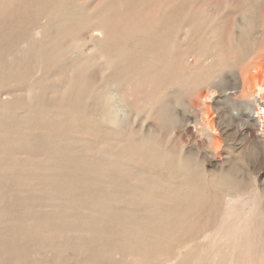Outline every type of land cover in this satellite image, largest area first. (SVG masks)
<instances>
[{
  "label": "rangeland",
  "instance_id": "obj_1",
  "mask_svg": "<svg viewBox=\"0 0 264 264\" xmlns=\"http://www.w3.org/2000/svg\"><path fill=\"white\" fill-rule=\"evenodd\" d=\"M68 3L72 6L69 11L55 15L53 10L48 13L50 0H0L3 96L11 93L23 98L33 87L52 98L63 88L61 78L65 71L103 51L110 56L122 55L126 61L137 50L159 51L166 45L171 52L187 50L191 55L201 44V33L208 35L214 30L226 39V44L230 40L227 51L237 54L239 68L240 64L246 65L264 54V0H68ZM201 18L207 21L202 31ZM103 21L111 22L114 32L100 41L93 34L98 33L97 23ZM38 26L44 31V61L47 59L48 64L54 46L74 40L72 48L54 60L52 67L50 64L49 68H43L42 76L36 73L30 76L31 66L28 72L22 68L18 73L6 71L5 55ZM236 70V64L226 67L222 76L232 80ZM86 75L87 81L94 82L99 90L120 77L113 76V68L102 71L95 66ZM166 98L172 100L180 115H193L192 107H185L183 102L192 99V93L168 89ZM35 102L28 104L27 110L18 108L12 117L0 114L3 167L0 264H229L240 259L238 248L227 253L215 251L201 258V241L206 242L214 229L213 223L204 226L203 231L200 225L184 234L180 239H184L187 247L175 249L180 240L177 243L168 238L162 231L164 225L154 220L162 212L168 213L170 202L161 196L165 189L178 187L180 179L162 175L156 179L157 189L129 198L125 193L129 188L124 184L130 180L119 176V171L134 173L145 168L123 157L125 134L97 118L91 125L77 119L71 122L73 128L66 127L64 116L53 117V111L34 114ZM213 102L229 113L235 112L231 102L218 93L206 103ZM88 110L92 112L93 108ZM247 113L256 117L253 111ZM211 117L216 119L215 113ZM150 122L151 118L145 120V125ZM175 132L185 137L189 149L194 139H187L182 128ZM161 136L169 140L170 130L163 128ZM225 150L223 147L221 152ZM189 151L196 154L193 149ZM55 154L58 158H48ZM12 163L15 167H11ZM46 164L52 168L46 170ZM225 200L216 199L214 209L218 216L228 207ZM152 225L162 230L148 234L149 244L127 243L137 228ZM220 253L225 254L221 260Z\"/></svg>",
  "mask_w": 264,
  "mask_h": 264
},
{
  "label": "bare ground",
  "instance_id": "obj_2",
  "mask_svg": "<svg viewBox=\"0 0 264 264\" xmlns=\"http://www.w3.org/2000/svg\"><path fill=\"white\" fill-rule=\"evenodd\" d=\"M50 1L48 13L53 10L55 15H60L72 8L68 0ZM206 22L201 18V31ZM35 29L5 55L6 71L18 73L31 66L30 76L34 73L42 76L43 68H49L50 64L52 67L53 61L73 46L74 40L51 48L48 64L47 59L44 61L43 28ZM95 29L98 33L93 34L94 39L100 41L114 32L112 23L105 21L98 22ZM199 43L191 55L187 50L171 52L166 45L159 51L137 50L128 61L122 55L110 56L103 51L65 71L61 78L63 88L52 98L33 87L23 98L9 92L5 96L0 93V114L12 117L18 108L27 110L26 106L36 101L37 108H32L34 114L53 111V117L63 119L64 116L66 127H72L71 122L77 119L91 125L97 118L120 129L127 140L123 157L145 168L134 173L126 169L119 171V176L130 180L129 184H124L129 188L125 190L129 198L157 189L156 179L162 175L180 179L178 187L165 189L161 196L169 200L170 207L168 213L162 212L154 222L162 223L164 229L153 225L137 228L127 243L144 246L149 244V233L162 230L168 238L172 237L177 243L180 240L175 249L187 247L184 239H180L184 234L197 230L200 225L203 231L204 226L213 223L214 229L206 242L201 241V258L215 251L227 253L238 248L240 259H233L229 264H264V113H258L259 117L250 115L247 111L255 113V105L241 100L264 90V54L252 58L246 65L240 64L239 68L237 54L227 51L231 47L230 40L226 44L217 30L208 35L201 33ZM235 64V75L227 80L222 76L223 71ZM93 66L102 71L113 68V76L120 77L99 90L85 77ZM174 88L183 94L192 93V99L183 100L185 107H192V116L180 115L172 100L166 98L168 89ZM216 93L230 101L235 112L229 113L215 102L206 103ZM90 107L92 112L88 110ZM214 113L216 119L211 117ZM150 118L152 122L145 125V120ZM163 128L170 130L169 140L162 138ZM177 128H182L187 139H194L189 149L185 137L176 134ZM223 147L226 150L221 152ZM51 168L52 165L46 164V170ZM143 173L150 175L144 177ZM242 194L243 197L238 198ZM217 198L226 199L228 205L222 216L214 209ZM220 254L221 260L225 254Z\"/></svg>",
  "mask_w": 264,
  "mask_h": 264
},
{
  "label": "clouds",
  "instance_id": "obj_3",
  "mask_svg": "<svg viewBox=\"0 0 264 264\" xmlns=\"http://www.w3.org/2000/svg\"><path fill=\"white\" fill-rule=\"evenodd\" d=\"M211 90V89H210ZM242 101L250 102L255 105V114L259 117L258 113H264V90H258L257 92L241 98ZM114 126H119L114 124ZM217 147L219 148V141H217Z\"/></svg>",
  "mask_w": 264,
  "mask_h": 264
}]
</instances>
